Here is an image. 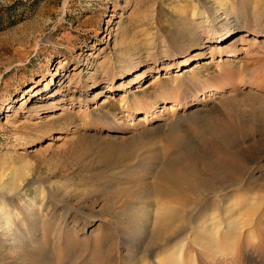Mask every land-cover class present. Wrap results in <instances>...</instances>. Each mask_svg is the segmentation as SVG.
Returning <instances> with one entry per match:
<instances>
[{
    "label": "rangeland",
    "instance_id": "374dc122",
    "mask_svg": "<svg viewBox=\"0 0 264 264\" xmlns=\"http://www.w3.org/2000/svg\"><path fill=\"white\" fill-rule=\"evenodd\" d=\"M176 163L212 186L176 205L189 224L173 240L190 229L178 261L211 264L190 225L252 191L263 208L245 215L233 246L250 249L233 257L264 264V0H0V214L26 209L23 231L40 232L26 263L0 243V264L175 258L125 233L153 230L172 195L157 177ZM215 172L244 181L218 188Z\"/></svg>",
    "mask_w": 264,
    "mask_h": 264
},
{
    "label": "bare ground",
    "instance_id": "6f19581e",
    "mask_svg": "<svg viewBox=\"0 0 264 264\" xmlns=\"http://www.w3.org/2000/svg\"><path fill=\"white\" fill-rule=\"evenodd\" d=\"M222 8L223 7H220L219 10L222 9ZM233 31H234V29L226 30V32L224 31L225 33L221 35L222 40L225 41L230 36V33H232ZM128 56L126 55V58ZM129 59H132V58H128V61L130 62ZM186 167H187V165H186ZM200 169H204V168L202 167ZM237 172H238V170H237ZM242 172H243V170H242ZM194 173H195V171L193 170V168L189 169V167L188 168L182 167L180 163L167 164L160 171V173H159V175L157 177V180L161 184L165 185V189H166V192L168 194H172L171 196H176V197H174V199H171V196L169 198V196L166 195V196H168V198L166 197L167 200L169 199L170 201L168 200L167 202H169V203H165V204L159 206L158 209L155 211V213H154L155 214V223H154V226H153L154 227L153 230L150 231V230H147L148 228L146 229L145 227H143L142 224L144 222H142V220H140V222L137 221L138 225H135L132 228L131 231H126L125 239L127 240L126 243L128 245H130L131 243L132 244L136 243V241L138 242L139 240H137V239H139L140 237L144 236V239L148 243V248L147 249L148 250L152 249L150 251V253L152 251H154V250L166 245V244H167V246L169 244L172 248L174 247L172 249V251H175V253H174L175 258H173V257H168L167 258V257L162 256V255H161V258H160V256L158 255L159 259H157V261H158L159 264H186V263L189 264V260L188 259H186V261L183 260V262L180 261L181 259L178 261L177 254L179 253V251H180V249L182 247V244H183V247L185 246L184 244H186V243H183V240L185 238H187L186 236L190 233L189 232L190 229H189L187 235L186 234L182 235V237H179L178 240H173L174 236H176V235L178 236V234L182 231V229L187 226L185 224V222H186L185 221L186 220V218H185L186 209H182L183 208L182 207L181 208L182 210H179L176 205L181 200H182V205H183L184 201L185 202L190 201L188 198H192V197L193 198H198V196H200V194L202 192H205V190L211 191L210 190L211 188H209V187H212L211 183H206V180L204 178L196 176ZM243 174L245 175V173H243ZM218 175L219 174L216 173V172L215 173H211V176L214 178L215 182L218 181V183H220L222 185L225 184L222 187H218V188H222V189H224V188L226 189V187L228 189V187H230L232 184H234V185L238 184L244 179L243 178L244 176L241 173H240V175H238L237 173H234V174H231L230 176L229 175H225L223 177L218 176ZM263 183H264V180H263ZM143 184L144 183H141L140 185H143ZM156 184H157V182H156ZM146 185L149 186L148 183ZM146 185L143 186V187L146 188L147 187ZM199 186L203 187L204 189H201L202 191H198L197 192V189H198ZM233 187H235V186H233ZM158 188H159V186H158ZM136 190H137V188H136ZM161 190H162V187L160 188V192L159 193H161ZM212 190H216V189H212ZM148 191L149 190L147 189L146 192H148ZM150 191H152V188H151ZM140 192H141V190H140ZM246 192L250 195V197L248 195H246L248 197L240 198L239 199V204L234 205L230 201H227V202L224 203V201L226 200L225 199L222 202V203H224L222 205V207H218L216 209H213L211 212H209L208 209H206L205 211L202 210V211H200L199 214L197 213L198 216H196V218L194 220V223H192V224L190 223L191 224L190 226H192V228H193L191 230V232L193 233L192 234L193 239L191 238L193 240L192 243L193 244L195 243V246L197 245L198 248H200L202 250V252L199 253V254H201V258L203 260L207 261L208 263H211V264H241L240 261L238 263V261L235 260L236 257L239 256L240 259H243V257L247 256L246 252H247L248 247L250 249V246H249L250 244H248L249 242L246 243V245H244V247L241 245L242 243L239 244L240 248H239L238 252L235 253V249H236V247H238L237 244L235 245V248L233 246V244L235 243V240H237L235 238V236H237L236 234H238V231L240 229H244V227H246V225L248 224V223H245L246 222L244 220L245 215L251 216V215H254L256 212L261 211L260 207H262L261 206L262 203H258L259 201H256V203H254L252 201L254 199L253 198L254 195L252 196V194L249 193V192H252V191H246ZM163 193H165V192L163 191ZM181 193L182 194L184 193V194L182 195ZM144 194H146V193H144ZM144 194H143V197H144ZM140 197H141V199H143L142 195ZM161 197L164 198L165 196L164 197L161 196ZM232 198H234V197H232ZM256 199H258V197ZM258 200H260V199H258ZM139 208H141V207H139ZM241 209H242V211H240ZM16 210H18V212H19L18 213L16 211V213L18 215H21L20 214V213H22L21 208H16ZM24 210H25L24 213H25L26 218H27V210L26 209H24ZM28 210H29V208H28ZM218 211H220L219 216L221 215V212L223 214V216L222 215L221 216L223 217L224 223L226 225V228L224 229L225 230L224 233H222V230L221 231L219 230L220 228H222L223 224H222V226H219L218 224L213 225V223H212L213 218H214L213 214H215ZM16 213L15 212L13 213L12 211H7V214L6 215L4 214L5 217H3L0 214V243L3 244V245H7L8 247H10L13 250H15V252L17 250H19L18 251L19 254L17 253V259H20V260H22V261H24L26 263V261H29L28 260V254L30 253V252L28 253V251H29L28 247L30 245L28 244L27 237L32 239L33 241L40 240V238L38 237V235H39L38 234V232H39L38 228L39 227L35 228V230L32 229L33 231L31 230V233H29L30 231L29 232L23 231V229L21 227V224H23L24 222L26 223V221H27V219L29 217L27 219L25 217H22V219L14 221L15 219L18 218ZM15 216L17 218H15ZM257 216H259V215H257ZM11 217L13 218V221H14V223H12L13 224L12 226H11L10 221H9ZM2 218H4L6 220L5 223L3 222ZM251 218H255V217H251ZM256 218L259 219V217H256ZM33 219H35V218L31 217V220H33ZM217 222L222 223L223 221L218 219ZM187 224H189V223H187ZM215 230H217V231H215ZM215 232L218 233L217 235L219 236V238H220V236L222 237V239H221V240H223L222 243H218L217 242V240H219V239H216L217 235L215 234ZM235 232H237V233L235 234ZM215 235H216V237H215ZM241 236H243V235H241ZM186 245H188V244H186ZM134 246H135V244H134ZM246 246H248V247H246ZM191 248H192V246H191ZM168 251H169V249H168ZM236 251H237V249H236ZM134 253L135 252H132L130 254H126L127 259L124 260L125 261L124 263L125 264H144V262H143L144 258L143 257H142V259H141V257L138 258L137 254H134ZM234 253L237 255L236 257L233 255ZM11 255H12V253H11ZM13 255H14V253H13ZM171 255H173V254H171ZM231 256L232 257L234 256L235 259H234V257L232 258ZM6 257H9V256H6ZM180 257H182V256H180ZM184 257L188 258V255H185ZM14 258H15V256H14ZM239 258H237V259H239ZM31 259H32V257H31ZM12 261H14V263H15V259H12ZM20 263H21V261H20ZM191 264H193V263H191ZM249 264H254V263L250 262Z\"/></svg>",
    "mask_w": 264,
    "mask_h": 264
}]
</instances>
